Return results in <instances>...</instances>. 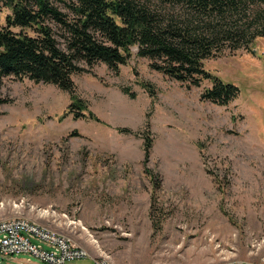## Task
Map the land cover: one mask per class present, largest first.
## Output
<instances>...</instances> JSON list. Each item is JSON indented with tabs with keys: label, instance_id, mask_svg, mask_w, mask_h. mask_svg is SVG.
Listing matches in <instances>:
<instances>
[{
	"label": "rangeland",
	"instance_id": "1",
	"mask_svg": "<svg viewBox=\"0 0 264 264\" xmlns=\"http://www.w3.org/2000/svg\"><path fill=\"white\" fill-rule=\"evenodd\" d=\"M8 14L0 5V26ZM249 40L202 61L237 86L227 105L200 99L210 80L188 89L149 68L136 45L117 72L80 62L72 74L97 121L64 115L70 94L55 85L0 78V220L23 217L86 251L64 264H264V35ZM0 264L49 263L20 252Z\"/></svg>",
	"mask_w": 264,
	"mask_h": 264
},
{
	"label": "trees",
	"instance_id": "2",
	"mask_svg": "<svg viewBox=\"0 0 264 264\" xmlns=\"http://www.w3.org/2000/svg\"><path fill=\"white\" fill-rule=\"evenodd\" d=\"M56 2H63L67 11ZM0 5L11 10L0 26V78H27L69 92L64 115L83 120L97 117L73 93L72 74L84 70L80 62H102L117 72L136 45L149 68L188 89L210 80L200 99L227 105L237 97V86L206 71L202 61L226 45L236 49L264 35V29L251 30L255 19H264V0H0ZM247 11L254 18L242 28ZM50 23L58 28L63 49ZM12 27H34L36 34L15 33ZM143 143L147 157L151 143L148 138Z\"/></svg>",
	"mask_w": 264,
	"mask_h": 264
},
{
	"label": "built area",
	"instance_id": "3",
	"mask_svg": "<svg viewBox=\"0 0 264 264\" xmlns=\"http://www.w3.org/2000/svg\"><path fill=\"white\" fill-rule=\"evenodd\" d=\"M264 54V51H263ZM30 222L25 218L20 220H0V257L6 258L20 252L31 253L29 238ZM39 239L51 246L50 251L42 250L39 247V256L49 264H64L67 260L86 256L87 253L81 247L73 245L72 241L47 227L38 224Z\"/></svg>",
	"mask_w": 264,
	"mask_h": 264
},
{
	"label": "bare ground",
	"instance_id": "4",
	"mask_svg": "<svg viewBox=\"0 0 264 264\" xmlns=\"http://www.w3.org/2000/svg\"><path fill=\"white\" fill-rule=\"evenodd\" d=\"M11 220H20V219H11ZM25 222H29L27 220H25ZM39 231H38V225L33 224L30 222V230H29V235L35 236L37 238H39ZM31 244V254L35 255V256H39V248L36 246H33V244L30 242Z\"/></svg>",
	"mask_w": 264,
	"mask_h": 264
}]
</instances>
